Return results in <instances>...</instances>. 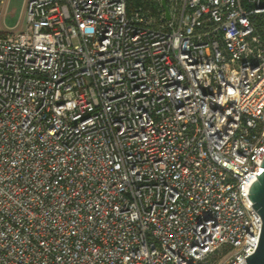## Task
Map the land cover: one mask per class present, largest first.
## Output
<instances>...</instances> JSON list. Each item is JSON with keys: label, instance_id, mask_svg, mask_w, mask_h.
I'll return each mask as SVG.
<instances>
[{"label": "built area", "instance_id": "2783aa9c", "mask_svg": "<svg viewBox=\"0 0 264 264\" xmlns=\"http://www.w3.org/2000/svg\"><path fill=\"white\" fill-rule=\"evenodd\" d=\"M25 0L0 16V264H242L263 219L264 0Z\"/></svg>", "mask_w": 264, "mask_h": 264}, {"label": "water", "instance_id": "95a60500", "mask_svg": "<svg viewBox=\"0 0 264 264\" xmlns=\"http://www.w3.org/2000/svg\"><path fill=\"white\" fill-rule=\"evenodd\" d=\"M167 17H170L166 0H162ZM263 170L257 174V178L252 181L249 187V195L254 202V208L261 214L263 219L259 243L256 250L246 257L247 262L242 264H264V159Z\"/></svg>", "mask_w": 264, "mask_h": 264}, {"label": "rangeland", "instance_id": "374dc122", "mask_svg": "<svg viewBox=\"0 0 264 264\" xmlns=\"http://www.w3.org/2000/svg\"><path fill=\"white\" fill-rule=\"evenodd\" d=\"M25 0H0L2 26L20 30L25 25Z\"/></svg>", "mask_w": 264, "mask_h": 264}, {"label": "trees", "instance_id": "16d2710c", "mask_svg": "<svg viewBox=\"0 0 264 264\" xmlns=\"http://www.w3.org/2000/svg\"><path fill=\"white\" fill-rule=\"evenodd\" d=\"M138 2L139 0H129V4H128L129 10H131L132 7L136 5Z\"/></svg>", "mask_w": 264, "mask_h": 264}]
</instances>
